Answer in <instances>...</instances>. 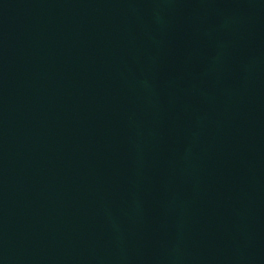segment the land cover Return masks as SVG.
I'll return each instance as SVG.
<instances>
[{"label": "water", "instance_id": "95a60500", "mask_svg": "<svg viewBox=\"0 0 264 264\" xmlns=\"http://www.w3.org/2000/svg\"><path fill=\"white\" fill-rule=\"evenodd\" d=\"M0 264H237L117 0H0Z\"/></svg>", "mask_w": 264, "mask_h": 264}]
</instances>
